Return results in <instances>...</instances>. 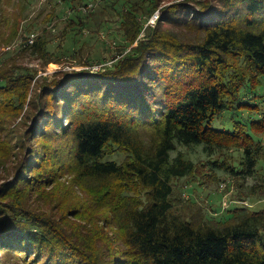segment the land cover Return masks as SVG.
<instances>
[{
  "label": "trees",
  "instance_id": "trees-1",
  "mask_svg": "<svg viewBox=\"0 0 264 264\" xmlns=\"http://www.w3.org/2000/svg\"><path fill=\"white\" fill-rule=\"evenodd\" d=\"M12 1L0 0V15ZM60 1L56 50L43 33L27 45L30 32L3 52L19 18L0 30V264H264V208L243 201L220 218L190 198L181 208L177 193L200 165L257 175L264 115L214 124L264 88V0H101L95 11L81 8L98 0ZM114 22L120 55L89 56L97 71L40 82L18 63L74 59L88 30L112 34ZM200 145L210 159L179 149ZM116 153L122 162L107 160Z\"/></svg>",
  "mask_w": 264,
  "mask_h": 264
},
{
  "label": "rangeland",
  "instance_id": "rangeland-1",
  "mask_svg": "<svg viewBox=\"0 0 264 264\" xmlns=\"http://www.w3.org/2000/svg\"><path fill=\"white\" fill-rule=\"evenodd\" d=\"M175 1L182 2V0H164L162 2V7L172 4ZM191 5L198 7L195 2H191ZM5 7V10L0 15V22L1 19L4 21L3 25L0 26V30H2L3 33H8L11 28H13L16 18H19L20 35L12 44L21 42L26 35L35 31L38 34H45L49 39L53 37L54 39H51L50 47L51 50H56L57 44H60V41H62L61 34L66 18L64 11L67 10L65 3L61 1L58 3V0H31L30 3L28 0H13L11 4H6ZM96 9L97 7L94 8V11ZM52 12L56 14L53 15L54 17H50ZM92 18H95V14L92 15ZM8 25H11V27L8 28ZM28 27H32L31 30H29ZM49 29L51 30L50 33ZM117 29L118 24L114 22L112 29H109L112 34H109V31L103 30L102 34L100 33L101 38L99 33L92 35V32L88 30L86 35L90 37V41L84 46L83 51H81L82 53L80 52L74 59L67 58L61 63L51 62L47 64L42 58L36 55L26 54L18 58V63L37 69L38 73L35 80L40 82L61 78L63 76L62 72L65 71L73 72L84 68L97 71L103 65L99 64L97 59H95L94 64L91 65H88L87 62L85 63L84 61H88L90 58L89 56H98L99 50L101 49L102 54L107 58L105 61L112 64L114 61L113 59L120 55L117 44L120 43L122 39L121 37H115L117 34L116 32H118ZM45 30H48V32ZM24 32H26V34H24ZM142 36H144V34ZM104 40L110 46L111 50L102 48ZM6 45L1 48L2 51L5 49ZM19 49L20 48L14 51L18 52ZM6 54L12 55L13 53L8 52L3 55L6 56ZM37 87H39V85H36L34 82L30 96L36 94ZM246 99L249 101V106H245L235 113L228 112L224 118L222 117L221 120H217L214 126L222 129H233L234 116L236 120L247 118L249 120L260 119L264 115V88L255 92V94L246 96ZM179 149L187 152L195 161L210 159L209 155L203 150L202 145L193 146V148L179 146ZM113 159L122 162L124 154L116 153L107 157V160ZM257 168V175L253 177L247 176L244 182L223 172H218L217 176H213L215 173L214 171L210 170L207 166L202 167L200 165L199 175L194 177L193 180L189 181L187 177L178 181L179 187L177 188V193L181 194V191H183L180 198L184 199L179 205L182 208L184 204L189 203L190 198L197 203L196 205L204 206V208L208 209V212L211 214L215 212L214 210L218 211V217L220 218L222 216L228 217L231 215V210L237 206L243 205V201L245 203L248 202L253 209L260 210L264 208V187H262V184L264 185V156H261ZM201 181L204 182L201 183ZM240 184H243V186ZM226 189L228 190L226 191Z\"/></svg>",
  "mask_w": 264,
  "mask_h": 264
},
{
  "label": "built area",
  "instance_id": "built-area-1",
  "mask_svg": "<svg viewBox=\"0 0 264 264\" xmlns=\"http://www.w3.org/2000/svg\"><path fill=\"white\" fill-rule=\"evenodd\" d=\"M100 1L101 0H98V2H96V3L95 2H90L89 4L83 6L81 9L83 11H88V10L94 9L96 7L97 3H99ZM159 17H160V10L156 11L153 14L152 18H150V20L148 22V25L154 26L157 23ZM29 36L30 37L25 42L27 45L34 44L35 43V41L37 39V36H38V33L32 32ZM22 41L23 40H21V42H19V43H13L11 45L6 46L5 49H4V51L5 50H9V49H16L17 47H19L23 43Z\"/></svg>",
  "mask_w": 264,
  "mask_h": 264
}]
</instances>
